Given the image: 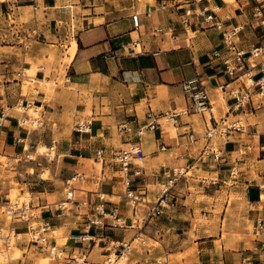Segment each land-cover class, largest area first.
I'll use <instances>...</instances> for the list:
<instances>
[{"label": "crops", "instance_id": "obj_1", "mask_svg": "<svg viewBox=\"0 0 264 264\" xmlns=\"http://www.w3.org/2000/svg\"><path fill=\"white\" fill-rule=\"evenodd\" d=\"M12 1L17 8L40 11L43 21L36 24L31 63L22 65L32 71V88L23 90L22 79L0 82V108L6 113L0 160L17 174L13 180L19 186L41 195L43 189L46 198L29 204L31 220L50 221L54 244L62 252L53 260L45 249L27 242L25 224L17 222L13 225L22 238L12 264H40L42 255L54 264H73L71 257L103 264L135 239L142 244L127 264H264V229L255 235L256 223L264 224V100L254 97L252 108L227 112L230 85L219 91L227 78L213 57L214 51L224 54L221 30L197 12L185 13L195 9L192 0ZM209 12L222 30L240 28V49L264 45V0H209L205 14ZM133 13L138 14L136 31ZM195 75L206 86L212 113L182 116L174 128L159 116L187 105L179 84ZM34 108L41 126L17 125ZM148 113L158 125L137 137L135 129L151 121ZM220 117L242 119L245 131L214 139L220 156L213 161L201 156V149L206 128ZM121 123L133 131L119 132ZM52 142L47 181L37 179L40 168L32 162L14 160L16 154ZM131 144L144 152L143 161L129 168L127 191L136 198L134 204L125 198L119 168L111 162L112 154ZM98 149H103L104 162L96 170ZM173 168L184 172L167 177ZM75 173L84 178L74 185L73 204L59 211L64 181ZM161 186L167 188L165 194ZM10 190L9 181L0 180V211L10 203ZM160 198V215H152L150 208ZM100 203L106 210L117 208L121 227L103 218L99 226L88 225ZM3 216L0 212V227ZM75 235L88 239L73 240Z\"/></svg>", "mask_w": 264, "mask_h": 264}, {"label": "built area", "instance_id": "obj_2", "mask_svg": "<svg viewBox=\"0 0 264 264\" xmlns=\"http://www.w3.org/2000/svg\"><path fill=\"white\" fill-rule=\"evenodd\" d=\"M196 5L195 9H188L185 11L186 14L191 12H197L203 16V20L206 23H212L213 27L217 30H221L222 44L224 49V54L220 51H214L213 57L220 60V66L222 73L227 78V83L220 85L218 87L220 92H224L226 87L230 85L227 91V96L231 100L230 105L227 108V112H237L242 109H247L248 106L251 108L255 105L253 103V98L259 100H264V45H257L249 48L247 51L240 49L238 47L237 33L240 31L239 27L233 28L231 30H222L221 23L218 20H214V16L211 12H207V5L209 0H192ZM205 3V6L201 5ZM254 15H258L259 11L256 10ZM131 25L133 31L138 29V14L133 13L130 16ZM137 42V38L133 40L132 43ZM122 80H125V76L121 74ZM180 90L187 100V105L179 110H174L172 112L164 113L159 116L165 122L170 123L174 128L177 127L178 119L182 116L195 114L203 115L205 113H212V104L209 99L208 93L206 91V86L203 81L197 76L183 80L180 84ZM21 109L20 105L18 107ZM32 110V111H30ZM35 114H34V112ZM30 112V113H29ZM29 117H21L17 119V125L20 127H26L31 129H36L41 126V119L37 115V110L29 109ZM6 117L5 110L0 108V127ZM147 118L151 121L144 126H138L135 129V134L137 137L142 136L145 129L154 130L158 125L155 116H151L150 113L147 114ZM244 125L241 121L227 120L226 117H220L218 119H213V123L206 128L204 134V144L201 149V156L205 158H211L213 161L219 160L220 151L217 145H214V139H226L230 134L234 132L243 133L245 131ZM77 130L85 131L83 125H77ZM117 130L123 133H131L133 129L126 123H121L117 125ZM41 148V147H40ZM53 142L50 146L44 147L40 150L35 147L33 153L27 154H16L14 156L15 161H32L37 162L35 156H43L47 161L51 162L54 155L51 153L54 151ZM34 156V157H33ZM144 159V152L139 144H131L127 147L120 149L111 156V162L117 165L118 171L122 177V183L126 188L125 198L129 199L131 204L136 202L131 194V191H127L130 183L129 173L130 166L133 164L138 165ZM94 160L96 163L102 165L104 162L103 149H98L94 153ZM39 165L40 163H36ZM181 170V171H180ZM184 169L173 168L170 173L167 172V177L172 176L173 178L182 174ZM134 174L137 172H133ZM84 178L83 175L73 174L69 179L64 181L65 184V194L64 200L57 205L59 211L65 210L68 206L73 204L74 201V185ZM86 178V177H85ZM89 178L95 179L94 175L89 176ZM167 188L163 190L166 193ZM164 206L163 198H160L156 203H153L150 208V213L155 216L160 215V210ZM4 215L9 218V226L6 230L0 228V258L1 264H12L14 258L12 256L13 242L20 239V233L14 227V223L21 222L25 224V239L28 243L37 245L38 247L45 249L48 255L53 260H59L62 257V252L54 244V239L52 237V224L49 220H42L40 223L33 222L31 220L30 205L29 202H17L9 203L5 207ZM117 208L113 207L111 209H105L103 203H100L93 214L87 218V223L90 226H99L101 224L100 218L109 219L113 222V227H121L123 224L118 218ZM255 235H261L263 233L264 224L258 221L256 223ZM73 240L85 241L88 238L85 236L75 235L71 237ZM136 240V239H135ZM134 240V241H135ZM131 244H123L121 251L117 254H113L115 259L110 260L109 255L103 264H115L117 260L126 258L127 253L130 251ZM264 246V244H262ZM70 262L73 264H83V261L76 257H71Z\"/></svg>", "mask_w": 264, "mask_h": 264}, {"label": "rangeland", "instance_id": "obj_3", "mask_svg": "<svg viewBox=\"0 0 264 264\" xmlns=\"http://www.w3.org/2000/svg\"><path fill=\"white\" fill-rule=\"evenodd\" d=\"M16 3L12 0H0V82H12V80L20 82V80L23 81V90L32 88V83L29 81V74L32 72L31 70H24L22 68L23 64L31 63V52L33 49V45L35 44V37H37L36 32V24H41L42 19V13L39 11L37 14H34V11L31 7L29 8H17ZM62 22V20H59ZM53 58V57H51ZM41 61L39 60V65ZM37 66V65H36ZM5 75V77L2 76ZM4 78V79H3ZM5 80V81H4ZM20 110V109H19ZM30 113V112H29ZM35 116H39L38 114ZM238 120L241 121V124L244 125L242 122V119L238 118ZM165 122L164 120H162ZM168 123V122H167ZM171 125L170 123H168ZM173 131V130H172ZM214 145H217L215 142H213ZM40 150H43L39 148ZM54 155V152L51 153V156ZM34 157V156H33ZM35 159L39 165H37V162L32 161H26V162H32V164L35 167L40 168V170L37 172L36 176L37 179L44 182L47 181L50 178V169L49 164L51 162L47 161L46 158L41 156H35ZM23 161V160H21ZM15 162V161H14ZM19 162V161H17ZM22 163V162H19ZM7 163L1 162L0 160V180H8L11 186V190L8 193V200L10 203H13L14 201L17 202H29L30 203H36L40 199L44 200L46 198L45 192L43 189L39 190L42 191L41 194H37L34 192V190H29L26 186H19L17 182H15L13 179L17 174L13 173L14 171H7L9 166L6 165ZM96 170L100 169V164L97 163L93 165ZM181 171V170H180ZM30 173L31 170H28ZM191 174L188 173L187 176H190ZM121 176V174H120ZM19 178H22V176ZM120 184L122 188H124L122 177H120ZM165 186H161L160 189L163 190ZM125 193V189H124ZM264 200V195L262 196V201ZM6 208L1 209V214L4 215V211ZM32 212L29 211V214ZM5 220V225L1 226L0 228L6 230L9 225V218L7 216H3ZM249 233L252 232V226L251 224L248 225ZM22 238V236H20ZM17 242V241H16ZM16 242H13L12 247V256L16 259L19 256L18 251L15 248ZM142 241L141 240H135L131 246L130 251L127 253L126 258L119 259L116 261L115 264H127L128 257L130 253L133 250H139V247L141 246ZM109 258L115 259L114 255L111 254ZM0 264H1V258H0ZM40 264H54L48 256H41Z\"/></svg>", "mask_w": 264, "mask_h": 264}, {"label": "bare ground", "instance_id": "obj_4", "mask_svg": "<svg viewBox=\"0 0 264 264\" xmlns=\"http://www.w3.org/2000/svg\"><path fill=\"white\" fill-rule=\"evenodd\" d=\"M30 111H32V110H30ZM33 112H34V110H33ZM34 114H35V112H34ZM35 116V115H34ZM163 190H165V187L163 188ZM111 260V259H110Z\"/></svg>", "mask_w": 264, "mask_h": 264}]
</instances>
